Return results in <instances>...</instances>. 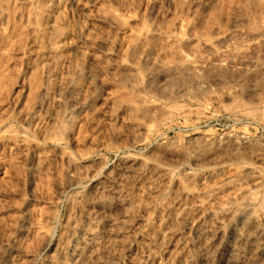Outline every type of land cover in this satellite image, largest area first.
Segmentation results:
<instances>
[{"label": "rangeland", "instance_id": "obj_1", "mask_svg": "<svg viewBox=\"0 0 264 264\" xmlns=\"http://www.w3.org/2000/svg\"><path fill=\"white\" fill-rule=\"evenodd\" d=\"M0 264H264V0H0Z\"/></svg>", "mask_w": 264, "mask_h": 264}]
</instances>
